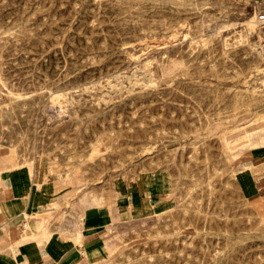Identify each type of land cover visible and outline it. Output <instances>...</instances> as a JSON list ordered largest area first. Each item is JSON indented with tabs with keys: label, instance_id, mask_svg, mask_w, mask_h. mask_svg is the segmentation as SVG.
<instances>
[{
	"label": "rangeland",
	"instance_id": "rangeland-1",
	"mask_svg": "<svg viewBox=\"0 0 264 264\" xmlns=\"http://www.w3.org/2000/svg\"><path fill=\"white\" fill-rule=\"evenodd\" d=\"M252 2L0 0V153L67 186L59 220L156 197L83 264H264L235 171L264 146Z\"/></svg>",
	"mask_w": 264,
	"mask_h": 264
},
{
	"label": "crops",
	"instance_id": "crops-1",
	"mask_svg": "<svg viewBox=\"0 0 264 264\" xmlns=\"http://www.w3.org/2000/svg\"><path fill=\"white\" fill-rule=\"evenodd\" d=\"M14 159L0 153V264H83L84 256L104 257L115 227L124 231L129 217L145 213L143 205L156 204L149 194L140 204L127 197L103 212L105 206L87 199L74 208L78 215L59 220L56 216L72 208L67 186L54 179L50 189L43 169L36 173L34 165ZM235 171L242 195L264 213V146L249 149Z\"/></svg>",
	"mask_w": 264,
	"mask_h": 264
},
{
	"label": "built area",
	"instance_id": "built-area-1",
	"mask_svg": "<svg viewBox=\"0 0 264 264\" xmlns=\"http://www.w3.org/2000/svg\"><path fill=\"white\" fill-rule=\"evenodd\" d=\"M252 23L258 31L259 49L264 52V0H253Z\"/></svg>",
	"mask_w": 264,
	"mask_h": 264
},
{
	"label": "bare ground",
	"instance_id": "bare-ground-1",
	"mask_svg": "<svg viewBox=\"0 0 264 264\" xmlns=\"http://www.w3.org/2000/svg\"><path fill=\"white\" fill-rule=\"evenodd\" d=\"M258 50L261 51V52H263L262 50L259 49V47H258ZM263 53H264V52H263ZM57 100H58V99H57ZM38 159H39V158H38ZM37 161H38V160H37ZM35 164H36V163H35ZM37 166H38V164H37ZM100 205H101V204H100ZM107 246H108V244H107ZM82 253H83V252H82Z\"/></svg>",
	"mask_w": 264,
	"mask_h": 264
}]
</instances>
